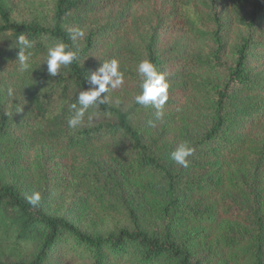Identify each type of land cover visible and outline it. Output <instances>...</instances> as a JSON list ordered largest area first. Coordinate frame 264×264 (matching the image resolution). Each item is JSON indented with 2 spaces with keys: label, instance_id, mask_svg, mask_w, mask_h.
<instances>
[{
  "label": "trees",
  "instance_id": "trees-1",
  "mask_svg": "<svg viewBox=\"0 0 264 264\" xmlns=\"http://www.w3.org/2000/svg\"><path fill=\"white\" fill-rule=\"evenodd\" d=\"M29 10L32 20H15L14 9L0 0V161L7 175L21 179L27 153L51 147L78 166L77 187L94 196L97 210L124 209L132 226L82 229L50 215L41 202L30 203L0 172V264H205L222 255L194 260L188 246L176 244L175 233L187 223L211 226L229 218L210 202L222 192L221 178H202V172L242 156L264 167V0H51L46 13ZM21 34L33 43L27 71L15 60ZM57 42L77 58L53 77L43 62ZM112 59L123 81L140 85L137 67L144 59L165 75L163 116H175L179 100L204 107L209 124L193 137L184 133L199 174L187 179L172 166L153 131L157 109L135 101L121 109L110 101L111 87L80 126L68 127L78 92L94 88L91 73ZM134 182L168 219L163 238L140 225L125 190ZM240 241L223 239L222 253L238 249L236 259L244 258ZM253 243L247 254L261 264L264 248L259 239Z\"/></svg>",
  "mask_w": 264,
  "mask_h": 264
},
{
  "label": "rangeland",
  "instance_id": "rangeland-1",
  "mask_svg": "<svg viewBox=\"0 0 264 264\" xmlns=\"http://www.w3.org/2000/svg\"><path fill=\"white\" fill-rule=\"evenodd\" d=\"M4 2L9 3V6L14 9V19L23 21H30L33 18L34 14L29 9L46 13L51 4V0H4ZM111 90L112 104L126 110L132 106L135 96L139 94V85L135 81H123L119 86L111 87ZM194 103L195 101L184 103L179 100L174 117L164 115L159 119L156 118L153 131L160 134L164 150L168 149L167 155L170 158L176 146L186 141V135L193 137L199 134L198 127L210 122L206 110L201 109L204 107L199 108ZM171 118L172 120H169ZM162 126L166 129L161 135ZM262 134L259 133L261 136ZM27 156L20 166L25 170L22 173L24 177L18 178V173L15 176L7 175L10 170L0 161V165H3L0 166L1 175L6 177V181L18 185L22 194L27 198L33 193H39V202L50 215L65 217L82 229L96 233L132 226L124 209L97 210L94 196L82 192L77 187L78 166L67 160H61L58 153L51 147H40L30 156L27 153ZM37 160L43 164L44 174L38 172V166L35 163ZM187 160V167L180 166L173 160L172 166L175 170L185 171V177L191 179L198 172L193 170V167L191 168L192 163L195 162L194 159L187 157ZM222 166L218 170L202 172V178L209 174H213L212 180H217V177L221 178L222 192L219 196L211 197L210 202H214L220 209L219 211L225 208L229 218L224 217L225 219L211 226L187 223L182 229L176 231L175 242L179 246H188L194 260L208 257L214 251L222 254L216 259H207L205 264H254L247 250L251 252L255 248L253 242L256 239L260 240L264 248V181L261 182L264 179V167L255 168L245 156L232 159ZM125 190L139 218L140 225L149 234L163 238L168 219L157 213V199L150 198L148 193H142L141 186H138L136 182L128 183ZM259 224L262 226L259 227ZM225 238L241 240L242 247L240 246L239 250L246 253L244 258L236 259L238 255L235 251L238 249L233 253H222L224 248L221 242ZM246 243L247 246H245ZM260 259L261 264H264V251Z\"/></svg>",
  "mask_w": 264,
  "mask_h": 264
},
{
  "label": "clouds",
  "instance_id": "clouds-1",
  "mask_svg": "<svg viewBox=\"0 0 264 264\" xmlns=\"http://www.w3.org/2000/svg\"><path fill=\"white\" fill-rule=\"evenodd\" d=\"M77 35L82 33L77 32ZM18 52L16 61L20 66L21 71H27L30 68V59L33 47L32 41L21 34L17 40ZM77 58V53L69 48L64 42H57L47 50V57L43 63L47 64V72L49 76H56L61 66L70 65ZM137 71L141 77L140 93L135 96V103L144 107L152 106L156 111L157 119L163 116L161 109L168 100L169 84L166 81L165 75L158 72L149 60L144 59L139 62ZM90 80L94 88L88 90H80L77 94V103H73V115L68 119V127L76 129L80 126L85 118L90 107L102 104L105 102L103 93H107L109 87L115 88L123 83L124 74L119 70V62L116 59L105 61L100 64L96 71L90 75ZM11 95V90L9 91ZM92 119L91 116L88 117ZM194 148L189 142L184 141L179 143L171 152V159L178 165L187 167V157L191 156ZM29 202L37 204L40 200L39 193H33L28 197Z\"/></svg>",
  "mask_w": 264,
  "mask_h": 264
}]
</instances>
